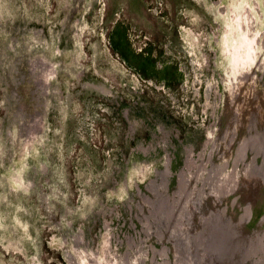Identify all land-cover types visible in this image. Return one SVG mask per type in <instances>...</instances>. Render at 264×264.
Here are the masks:
<instances>
[{
    "label": "rangeland",
    "instance_id": "obj_1",
    "mask_svg": "<svg viewBox=\"0 0 264 264\" xmlns=\"http://www.w3.org/2000/svg\"><path fill=\"white\" fill-rule=\"evenodd\" d=\"M263 233L264 0H0V264H264Z\"/></svg>",
    "mask_w": 264,
    "mask_h": 264
},
{
    "label": "bare ground",
    "instance_id": "obj_2",
    "mask_svg": "<svg viewBox=\"0 0 264 264\" xmlns=\"http://www.w3.org/2000/svg\"><path fill=\"white\" fill-rule=\"evenodd\" d=\"M55 72V71H54ZM45 97H46V95H45ZM35 103V102H34ZM26 116V115H25ZM27 117H29V116H27ZM258 117V116H257ZM29 125V124H28ZM40 141V140H39ZM221 183V182H220ZM218 184V183H217ZM216 186V185H215ZM219 186H220V184H219ZM217 188V187H216ZM218 189V188H217ZM185 202V201H184ZM183 207V206H182ZM184 208V207H183ZM181 210V209H180ZM243 212V211H242ZM218 215V214H217ZM214 217V216H213ZM240 219V218H239ZM241 220V219H240ZM226 221V220H225ZM224 221V222H225ZM227 223V222H226ZM259 223V222H258ZM257 223V224H258ZM209 224H210V222H209ZM214 224V223H213ZM218 224V223H217ZM237 224H239V223H237ZM236 224V225H237ZM211 225V224H210ZM235 226V225H234ZM255 226H256V224H255ZM206 228H207V226H206ZM206 228L204 229L205 231H206ZM212 228V227H211ZM234 228V227H233ZM202 229V228H201ZM202 229V230H203ZM216 229V228H215ZM253 229V228H252ZM196 233V232H195ZM212 233H213V231H212ZM205 234H206V232L204 233V236H205ZM211 234V233H210ZM226 234V233H225ZM264 234V233H263ZM209 235V234H208ZM229 235V234H228ZM204 236H203V238L202 239H204ZM225 236V235H224ZM213 237V236H212ZM227 237V236H226ZM229 238V237H228ZM211 239V238H210ZM214 240L212 241V245L214 246V247H216L217 245H218V248H219V250H220V252L219 253H223V251H225L226 250V248H227V245H229V243L226 245V243H224V240H225V238L223 237V235H222V233L221 232H215L214 233V238H213ZM238 239V238H237ZM237 239H234L233 241H234V243L235 244H232V246H231V248L228 250L229 252L231 251V249L233 248V254L236 252V248H237V246H236V243H237ZM232 240V239H231ZM264 240V239H263ZM256 241V240H255ZM207 243V242H206ZM209 243V242H208ZM210 244V243H209ZM256 245V244H255ZM264 245V244H263ZM186 248V247H185ZM197 248V247H196ZM195 249V248H194ZM193 253V252H192ZM201 253V252H200ZM209 253V252H208ZM211 253V252H210ZM207 254V253H206ZM214 254V253H213ZM210 255V254H209ZM252 255V254H251ZM196 256V255H195ZM204 257V256H203ZM202 257V258H203ZM235 258V257H234ZM206 260H209V259H206ZM264 260V259H263ZM262 260V261H263ZM222 261V262H221ZM205 262V261H204ZM213 262H214V260H213ZM225 262H224V259H221L220 260V263L219 264H224ZM257 264V263H256Z\"/></svg>",
    "mask_w": 264,
    "mask_h": 264
}]
</instances>
